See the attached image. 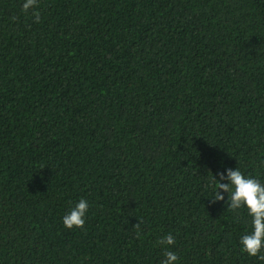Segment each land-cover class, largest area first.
Returning a JSON list of instances; mask_svg holds the SVG:
<instances>
[{
  "label": "trees",
  "instance_id": "trees-1",
  "mask_svg": "<svg viewBox=\"0 0 264 264\" xmlns=\"http://www.w3.org/2000/svg\"><path fill=\"white\" fill-rule=\"evenodd\" d=\"M24 2L0 0V264H160L168 234L176 264H264L209 186L264 184V0Z\"/></svg>",
  "mask_w": 264,
  "mask_h": 264
},
{
  "label": "clouds",
  "instance_id": "clouds-1",
  "mask_svg": "<svg viewBox=\"0 0 264 264\" xmlns=\"http://www.w3.org/2000/svg\"><path fill=\"white\" fill-rule=\"evenodd\" d=\"M36 6L37 0H25L22 11L28 12ZM32 16L35 22H39V12L33 11ZM217 175L219 179L217 180L214 177L209 185L214 191L211 202L224 201L225 196L222 193H227V208L229 210L237 212L241 208L247 209L248 215L252 218V231L241 236V250L249 256L264 260V255H260L261 250L264 249V184L258 179L246 177L239 168L235 170L227 168L226 175L225 172H219ZM225 180L227 182L222 183ZM88 209V202L80 199L75 207L70 209L68 214L63 217L64 227L68 229L83 228ZM139 223L134 225V228L139 229ZM158 243L165 246V259L160 264H176L177 254L167 249V246L174 245L175 237L168 234L162 237Z\"/></svg>",
  "mask_w": 264,
  "mask_h": 264
}]
</instances>
